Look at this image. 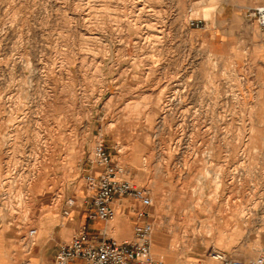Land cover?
<instances>
[{
    "label": "rangeland",
    "instance_id": "1",
    "mask_svg": "<svg viewBox=\"0 0 264 264\" xmlns=\"http://www.w3.org/2000/svg\"><path fill=\"white\" fill-rule=\"evenodd\" d=\"M150 1L164 32L143 42L135 0H0L1 264L28 258V230L42 242L46 213L69 196L82 203L100 139L150 190L156 257L264 254L257 19L241 39V0ZM124 224L130 238L129 215Z\"/></svg>",
    "mask_w": 264,
    "mask_h": 264
},
{
    "label": "built area",
    "instance_id": "2",
    "mask_svg": "<svg viewBox=\"0 0 264 264\" xmlns=\"http://www.w3.org/2000/svg\"><path fill=\"white\" fill-rule=\"evenodd\" d=\"M260 27L264 28V4L248 11ZM203 19L190 18L191 26L200 27ZM91 166L84 175L87 194L81 206L87 219L113 221L118 214L117 200L129 198V214L133 219V234L119 239L107 233L91 232L88 223H83L69 241H62L56 252V264H167L153 252V223L149 220L153 198L147 186L138 185L127 174V168L117 162L103 139L97 140L92 148ZM78 206L76 198L69 196L63 205L64 215ZM38 233V227H30L31 238ZM209 256L216 264H264V254L252 258H240L228 250L212 247Z\"/></svg>",
    "mask_w": 264,
    "mask_h": 264
},
{
    "label": "crops",
    "instance_id": "3",
    "mask_svg": "<svg viewBox=\"0 0 264 264\" xmlns=\"http://www.w3.org/2000/svg\"><path fill=\"white\" fill-rule=\"evenodd\" d=\"M259 4H264V0L240 1L242 15H244L246 18L241 23V39H244L245 36H248L247 32L249 31V28L246 24V21H249V18H247L248 11L252 10ZM250 31L251 34L249 36L255 46L258 49L261 46H264V28L260 26H254ZM261 57L264 58V55H262ZM92 167L95 170L98 169V166L96 164H93V166H91L90 163V166L86 168L87 171L89 169H92ZM131 201L132 200H130L129 198H120L117 200L118 214L112 224L110 223V221L87 219L86 213L83 212L81 204L75 206L72 209L71 213L68 215H64L61 208L49 211L45 214L43 220L42 234L40 236L42 242L36 244L35 241V244L30 248V250H28V258L22 260H13L8 264H56V252L60 242L71 240L75 231L85 222L88 223L89 229L93 233L103 234L106 232L107 235H112L119 239H125L124 237L128 235V232L125 233L124 231V223L126 220V216H130L128 204L131 203ZM130 221L133 222L131 216Z\"/></svg>",
    "mask_w": 264,
    "mask_h": 264
},
{
    "label": "bare ground",
    "instance_id": "4",
    "mask_svg": "<svg viewBox=\"0 0 264 264\" xmlns=\"http://www.w3.org/2000/svg\"><path fill=\"white\" fill-rule=\"evenodd\" d=\"M87 1V0H86ZM81 2V1H80ZM150 0H135V6H136V11L137 14L140 13L142 15L143 20L137 21L136 16L134 17V23H137L138 26H140V31L139 34H141V38L143 42H146V40H154L157 39L158 37L160 38L161 33L164 32V26L160 22V19L156 18L153 14L155 13L154 11H157V8L150 3ZM80 4V3H79ZM84 4V3H83ZM63 5V4H62ZM80 6V5H79ZM93 7V6H92ZM89 10H92L91 6L89 7ZM87 11L86 14H89L90 11ZM97 11V9H96ZM91 13V12H90ZM136 12H134L135 14ZM158 13V12H157ZM10 15V14H9ZM98 15V14H97ZM156 15V14H155ZM88 17V16H87ZM98 21V20H97ZM117 21V20H116ZM94 24V23H93ZM115 24V23H114ZM88 26V25H87ZM115 29V28H114ZM136 33V32H135ZM137 34V33H136ZM21 35V33H20ZM90 37V36H88ZM94 38H98V35H94ZM158 38V39H159ZM155 42V41H154ZM149 44V42H148ZM138 46H141V44H137ZM152 48V47H151ZM23 54V53H22ZM15 57V56H14ZM123 60V59H122ZM129 62V61H128ZM30 63V62H29ZM131 69V68H130ZM176 94V93H175ZM176 96H172L169 100L172 101L175 99ZM232 111V110H231ZM228 127V126H227ZM231 131V130H230ZM207 164V163H206ZM218 174V173H217ZM13 235V233H10ZM37 236H34L33 238L30 239V244L34 245L33 242L35 243V239ZM9 244H12V241H9ZM12 247V246H11ZM10 250V249H9Z\"/></svg>",
    "mask_w": 264,
    "mask_h": 264
}]
</instances>
